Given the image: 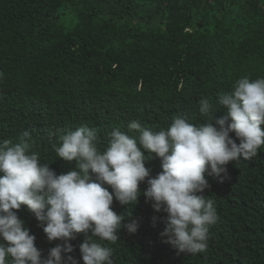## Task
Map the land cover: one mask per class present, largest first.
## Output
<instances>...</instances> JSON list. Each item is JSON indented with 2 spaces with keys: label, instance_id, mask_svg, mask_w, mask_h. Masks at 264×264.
Returning a JSON list of instances; mask_svg holds the SVG:
<instances>
[{
  "label": "trees",
  "instance_id": "obj_1",
  "mask_svg": "<svg viewBox=\"0 0 264 264\" xmlns=\"http://www.w3.org/2000/svg\"><path fill=\"white\" fill-rule=\"evenodd\" d=\"M0 72V142L27 131L40 163L67 173L75 161L53 149L66 129L94 130L104 150L114 129L138 135L132 120L153 131L176 115L202 123L201 98L215 103L240 77H264V0H0ZM225 115L224 106L214 113ZM152 157L145 166L155 176L161 160ZM226 169L197 193L217 214L206 251L184 254L163 242L165 225L153 216L167 214L142 192L135 205L114 197L112 209L125 217L115 243L91 239L112 248L114 264H264V145ZM16 211L42 257L63 244L47 239L27 206ZM132 219L135 233L124 227ZM87 236L77 233L62 255L84 264L79 245Z\"/></svg>",
  "mask_w": 264,
  "mask_h": 264
},
{
  "label": "clouds",
  "instance_id": "obj_2",
  "mask_svg": "<svg viewBox=\"0 0 264 264\" xmlns=\"http://www.w3.org/2000/svg\"><path fill=\"white\" fill-rule=\"evenodd\" d=\"M219 106L226 107L227 115L217 118ZM199 113L202 123L176 115L167 129L159 131L132 120L128 128L138 135L114 129L104 150L97 146L94 130L66 129L53 149L57 157L75 161L76 166L62 174L40 163L29 132L18 142H0V264H78L62 253L73 251L70 240L77 233L89 232L91 236L79 245L84 264H114L112 248L91 237L115 243L125 217L112 209L114 197L120 205H135L141 192L155 212L167 214L153 216L154 222L159 219L165 225L159 233L163 242L184 254L206 251L209 226L217 214L214 202L197 193L210 188L208 176L223 180L229 161L249 160L264 145V77H240L215 103L201 98ZM152 153L161 160L162 171L155 176L145 166ZM142 182L147 184L143 190ZM22 205L34 214L49 241H63L51 247L46 258L17 214ZM124 227L135 233L139 223L132 219Z\"/></svg>",
  "mask_w": 264,
  "mask_h": 264
}]
</instances>
